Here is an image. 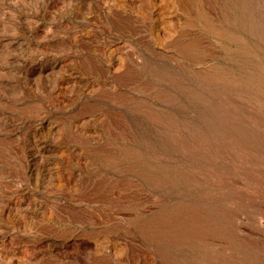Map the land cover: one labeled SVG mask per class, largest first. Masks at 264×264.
I'll list each match as a JSON object with an SVG mask.
<instances>
[{
	"label": "rangeland",
	"instance_id": "374dc122",
	"mask_svg": "<svg viewBox=\"0 0 264 264\" xmlns=\"http://www.w3.org/2000/svg\"><path fill=\"white\" fill-rule=\"evenodd\" d=\"M198 1L0 0V264H264V0Z\"/></svg>",
	"mask_w": 264,
	"mask_h": 264
},
{
	"label": "bare ground",
	"instance_id": "6f19581e",
	"mask_svg": "<svg viewBox=\"0 0 264 264\" xmlns=\"http://www.w3.org/2000/svg\"><path fill=\"white\" fill-rule=\"evenodd\" d=\"M118 2L117 3H119V1L120 0H117ZM123 1V0H122ZM127 1V0H126ZM132 1V0H131ZM194 1H196V3L197 2H199L198 0H167V2H166V5H165V7L166 8H169V9H173V10H175V11H179L180 13L179 14H181L182 15V17L185 19V22H187L189 25L190 24H193V23H195L196 22V16H197V12H195L194 11V9H193V4H194ZM133 2H134V0H133ZM148 2V1H147ZM153 2V1H152ZM162 2H163V0H162ZM204 2V1H203ZM114 3V2H113ZM126 4H127V2H125ZM130 3V2H129ZM143 3V2H142ZM145 3V2H144ZM143 3V4H144ZM200 3V2H199ZM147 4V3H146ZM152 4V3H151ZM158 4H160V3H158ZM201 4V3H200ZM145 5V4H144ZM144 5H142V6H144ZM164 5V4H163ZM162 5V6H163ZM207 5V4H206ZM116 6V5H115ZM122 6V5H121ZM145 6H147V5H145ZM158 6V5H157ZM195 6V5H194ZM125 7V6H124ZM134 7V6H133ZM199 7H200V9H199V11H198V13L199 14H203V13H205L206 11H205V9H204V7L202 8L200 5H199ZM210 7V6H209ZM123 8V7H122ZM157 8H159V7H157ZM211 8V7H210ZM126 9V8H125ZM124 9V10H125ZM128 9V8H127ZM144 9V8H143ZM153 9V8H152ZM160 9V8H159ZM158 9V10H159ZM114 10V9H113ZM145 10V9H144ZM210 10V9H209ZM126 11V10H125ZM131 11V10H130ZM152 11V10H151ZM157 11V10H156ZM172 11V10H171ZM174 11V12H175ZM211 11V10H210ZM120 12V11H119ZM118 12V13H119ZM132 12V11H131ZM130 12V13H131ZM168 12V11H167ZM136 13V12H135ZM152 13V12H151ZM151 13H149V14H151ZM164 13V12H163ZM173 13V12H172ZM124 14V13H123ZM123 14H120V15H123ZM146 14V13H145ZM156 14H157V12H156ZM161 14V13H160ZM170 14V13H169ZM178 13H177V15H179ZM119 15V16H120ZM131 15H132V13H131ZM130 15V16H131ZM137 15V14H136ZM144 15V14H143ZM147 15V14H146ZM168 15V14H167ZM208 15V14H207ZM145 16V15H144ZM138 18V17H137ZM141 18V17H140ZM148 18V17H147ZM212 18V17H211ZM143 19V18H142ZM163 19H164V17H163ZM162 19V20H163ZM167 19V18H166ZM176 19V18H175ZM161 20V19H160ZM212 20V19H211ZM172 21V20H171ZM210 21V20H209ZM123 22V21H122ZM211 22V21H210ZM128 23V22H127ZM142 23H143V20H142ZM182 23H184V22H182ZM209 23V22H208ZM120 24V23H119ZM136 24V23H135ZM140 24H141V22H140ZM179 24H181L180 23V20L179 19H176V21L175 22H169V25H170V27H172V28H174V27H176V26H178ZM167 25V24H166ZM185 25V24H184ZM196 25H197V22H196ZM116 26V25H115ZM128 26V25H127ZM192 26V25H191ZM125 27V26H124ZM183 27V26H182ZM193 27H195V25H193ZM192 27V28H193ZM177 28V27H176ZM187 27H185V31L186 30H188V29H186ZM191 28V29H192ZM132 29V28H131ZM136 29V28H135ZM141 29V28H140ZM172 30V29H171ZM117 31V30H116ZM184 31V30H183ZM190 31V28H189V30H188V32ZM167 32V31H166ZM169 32V31H168ZM178 32V31H177ZM180 32V31H179ZM187 32V33H188ZM191 32V31H190ZM190 32H189V34H190ZM179 34V33H178ZM185 34V33H184ZM188 34V35H189ZM193 34V33H192ZM192 34H190V35H192ZM180 35V34H179ZM178 35V36H179ZM187 36V35H186ZM195 37V36H194ZM187 38V37H186ZM196 38H197V36H196ZM195 38V39H196ZM199 38V37H198ZM177 39H179V38H177ZM193 39V38H192ZM192 39H191V41H192ZM200 39H202V37L200 38ZM184 40H185V38H184ZM188 40H190V39H188ZM199 40V39H198ZM178 42V41H177ZM186 44H187V42H185ZM198 42H196V41H193L190 45L192 46V47H197V44ZM121 44V43H120ZM185 44V45H186ZM201 44V43H200ZM176 45V44H175ZM183 45V44H182ZM188 45V44H187ZM189 45V46H190ZM202 45V44H201ZM179 46V45H178ZM180 47V46H179ZM188 47V46H187ZM201 47V46H200ZM205 47V46H204ZM203 47V48H204ZM119 48H120V51H121V46H119ZM180 49H182L181 47H180ZM183 50V49H182ZM207 50H208V48H207ZM132 51V50H131ZM196 51V50H195ZM206 51V50H205ZM110 52V51H109ZM184 52V51H183ZM187 52V51H186ZM190 52V51H189ZM207 52V51H206ZM198 54V53H197ZM129 55V54H128ZM198 55H201V54H198ZM123 56V55H122ZM126 56V55H125ZM201 57V56H200ZM195 58H197V57H195ZM94 63V62H93ZM93 65V64H92ZM96 69V68H95ZM100 70V69H99ZM99 72V71H98ZM91 78H93V77H91ZM95 78V77H94ZM95 80V79H94ZM91 83V82H90ZM96 84V83H95ZM91 86V85H90ZM103 86V85H102ZM101 87V86H100ZM92 88H94V87H92ZM103 90V89H102ZM107 91V90H106ZM99 92V91H98ZM105 92V91H104ZM108 92V91H107ZM93 102V101H92ZM37 106H39V105H37ZM41 106V105H40ZM36 107V106H35ZM87 107V106H86ZM41 108V107H40ZM90 108V107H89ZM95 108V107H94ZM37 109H38V107H37ZM39 110V109H38ZM87 110V109H86ZM66 131V130H65ZM66 133V132H65ZM87 133H85V135H86ZM70 135V134H69ZM79 135V134H78ZM73 136V135H72ZM81 136V135H80ZM66 137V136H65ZM70 138H72V137H70ZM73 139V138H72ZM72 139H70V140H72ZM86 139V138H85ZM74 140H76L75 138H74ZM88 140V139H87ZM62 141V140H61ZM86 141V140H85ZM60 142V141H59ZM77 142V141H76ZM80 142V141H79ZM91 142V141H90ZM61 143V142H60ZM63 143V142H62ZM78 143V142H77ZM67 144V143H66ZM89 144V143H88ZM92 144V143H91ZM65 147V146H64ZM85 148V147H84ZM92 148V147H91ZM90 149V148H89ZM84 150V149H83ZM88 150V149H87ZM95 150V149H94ZM108 150H109V148H108ZM90 151V150H89ZM105 151V150H104ZM83 152V151H82ZM81 152V153H82ZM88 152V151H87ZM102 152V151H101ZM84 153V152H83ZM95 153H98V152H95ZM104 153V152H103ZM68 154V153H67ZM79 154V153H78ZM75 155V154H74ZM76 155H77V153H76ZM82 155V154H81ZM95 155V154H94ZM73 156V155H72ZM71 156V157H72ZM79 156V155H78ZM88 156H90V155H88ZM101 156H103V155H101ZM107 155H105V157H106ZM65 157V156H64ZM63 159V158H62ZM61 159V160H62ZM71 159V158H70ZM76 159V158H75ZM101 159V158H100ZM81 161H82V159H80ZM64 161H66V160H64ZM70 161V160H69ZM76 161V160H75ZM62 163V162H61ZM73 163V162H72ZM70 164V163H69ZM75 164V163H74ZM68 165V164H67ZM76 165V164H75ZM72 166V165H71ZM62 167V166H61ZM73 167V166H72ZM69 168V167H68ZM67 171V170H66ZM98 173V172H97ZM73 174V173H72ZM75 174V173H74ZM99 174V173H98ZM95 175V174H94ZM93 176V175H92ZM102 175H100V177H101ZM59 177V176H58ZM73 177H75V175L73 176ZM103 177V176H102ZM94 178V177H93ZM92 178V179H93ZM99 178V177H98ZM104 178V177H103ZM70 179V178H69ZM59 180V179H58ZM93 180H95V179H93ZM103 180V179H102ZM65 181H67V180H65ZM72 181V180H71ZM75 181V180H74ZM87 181V180H86ZM89 181V180H88ZM101 181V180H100ZM112 181V180H111ZM114 181V180H113ZM59 182V181H58ZM69 182V181H68ZM67 182V183H68ZM76 182V181H75ZM74 183V182H73ZM98 183V182H97ZM103 183V182H102ZM110 183V182H109ZM111 183H113V182H111ZM115 183V182H114ZM86 184V183H85ZM89 184H91V183H89ZM94 185V184H93ZM115 185V184H114ZM77 186V185H76ZM85 186V185H84ZM100 186V185H99ZM111 186H113V185H111ZM110 186V187H111ZM118 186H119V184H118ZM71 187V186H70ZM75 187V186H74ZM90 187V186H89ZM98 187V186H97ZM108 187V186H107ZM117 187V186H116ZM76 188V187H75ZM78 188V187H77ZM85 188V187H84ZM112 188V187H111ZM71 189V188H70ZM73 189V188H72ZM80 189V188H79ZM122 189V188H121ZM120 189V190H121ZM75 190V189H74ZM82 190V189H81ZM119 190V189H118ZM63 191V190H62ZM73 191V190H72ZM104 191V190H103ZM102 191V192H103ZM108 191H109V189H108ZM116 191V190H115ZM64 192V191H63ZM62 192V193H63ZM110 192V191H109ZM79 193H81V192H79ZM101 193V192H100ZM69 194V193H68ZM77 194V193H76ZM84 194H86V193H84ZM79 195V194H78ZM81 195V194H80ZM83 195V194H82ZM99 195V194H98ZM86 196V195H85ZM84 196V197H85ZM88 196V195H87ZM109 196V195H108ZM111 196V195H110ZM89 197H91V196H89ZM79 198V197H78ZM111 198V197H110ZM114 198V197H113ZM74 199V198H73ZM80 199V198H79ZM75 200V199H74ZM73 200V201H74ZM78 200V199H77ZM71 202H72V200H71ZM75 202H77V201H74V203ZM72 204V203H71ZM77 207V206H76ZM75 208V207H74ZM112 208V207H111ZM115 208V207H114ZM117 209V208H116ZM119 209V208H118ZM186 213H189V217H190V220H188L187 221V225H188V227H189V229H191V230H193V229H195V230H193V231H185L184 229H187V227H184L183 225H181L180 223H179V221H178V213H177V209H171L170 211H165V212H162V213H158L157 215H154V216H152L150 219H148L147 221H141L140 222V228L143 230V232L145 233V234H147L148 236H151V237H156V238H159V237H161V236H163V235H168V236H170V237H172V238H175V239H177L178 238V235H180V234H188V233H191V234H193L194 232H196L197 230H199L200 228L199 227H202L204 224H198L197 222L198 221H201L200 219V217L198 216V213L197 212H194V210L192 209V210H190L189 209V211L188 210H184ZM110 212V211H109ZM115 212V211H114ZM109 214V213H108ZM102 215H103V213H102ZM105 216V215H104ZM111 216V215H110ZM109 217V216H108ZM112 217V216H111ZM107 219H109V218H107ZM108 221V220H107ZM115 224V223H114ZM122 225V224H121ZM44 227V226H43ZM48 227V226H47ZM49 228V227H48ZM197 228V229H196ZM120 229V228H119ZM122 229H123V227H122ZM43 230V229H42ZM113 230V229H112ZM111 230V231H112ZM115 230H117V229H115ZM45 231V230H44ZM50 231V230H49ZM103 232V231H102ZM109 232L110 231H108L107 233L108 234H106V236H105V238H106V240H108V239H110L111 238V236L109 235ZM47 233V232H46ZM114 233V232H113ZM102 234V233H101ZM112 235V234H111ZM63 236V235H62ZM118 236V235H117ZM14 237V236H13ZM114 237V236H113ZM183 237V236H182ZM44 238V237H43ZM101 238V237H100ZM115 238V237H114ZM117 238H119V236L117 237ZM29 239V238H28ZM116 239V238H115ZM48 240V239H47ZM120 240V239H119ZM19 241V240H18ZM112 241H113V239H112ZM111 241V242H112ZM29 242V241H28ZM114 242V241H113ZM112 242V243H113ZM49 243H51V242H49ZM102 243H103V241H102ZM104 243H106V242H104ZM109 242L107 241V244H108ZM117 243V242H116ZM26 244V243H25ZM28 244V243H27ZM31 247V246H30ZM35 248V247H34ZM36 248H38V247H36ZM18 249H20V247L18 246ZM26 250V249H25ZM3 251V250H2ZM4 252V251H3ZM18 252V251H17ZM47 252H50V251H47ZM40 253V252H39ZM51 253V252H50ZM33 254V253H32ZM4 255V254H3ZM2 255V256H3ZM35 255V254H34ZM1 256V255H0ZM1 256V257H2ZM10 256V258H11V260H13V261H15V262H17V261H21L22 260V258L20 257H18V254H16V253H12L11 255H9ZM22 256V255H21ZM22 257H24V254H23V256ZM7 258V257H6ZM5 258V259H6ZM9 258V259H10ZM27 258V257H26ZM38 258V257H37ZM18 259H21V260H18ZM24 259V258H23ZM46 259V258H45ZM44 259V260H45ZM106 259V258H105ZM60 260V259H59ZM59 260H57V261H59ZM44 262V261H43ZM109 262V261H108ZM107 262V263H108ZM26 263H27V261H26ZM42 263V262H41ZM73 263V262H72ZM28 264H29V262H28ZM66 264V263H65ZM98 264V263H97ZM113 264V263H112Z\"/></svg>",
	"mask_w": 264,
	"mask_h": 264
}]
</instances>
